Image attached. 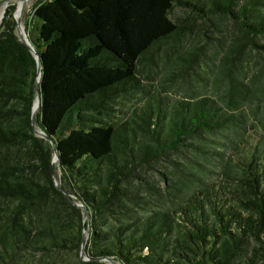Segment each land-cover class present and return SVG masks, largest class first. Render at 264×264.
<instances>
[{"label":"trees","instance_id":"trees-1","mask_svg":"<svg viewBox=\"0 0 264 264\" xmlns=\"http://www.w3.org/2000/svg\"><path fill=\"white\" fill-rule=\"evenodd\" d=\"M25 33L38 81L2 20L0 264H264V0H44Z\"/></svg>","mask_w":264,"mask_h":264},{"label":"rangeland","instance_id":"rangeland-1","mask_svg":"<svg viewBox=\"0 0 264 264\" xmlns=\"http://www.w3.org/2000/svg\"><path fill=\"white\" fill-rule=\"evenodd\" d=\"M40 1H44V0H26L24 2V8H23L22 13L20 15V19H21L20 24H21V27L23 28V29H21L23 31V33H25V28L30 27L32 13L34 11L35 6ZM22 4H23V2L21 0H0V25H1L2 20L4 18H6V16L8 14L12 15L13 19H14V16L20 10ZM1 18H2V20H1ZM191 36H192V34H191ZM145 66L142 67V71H144V72H146V74H148V77H149L148 82L149 83L151 82L150 83L151 87L155 88L157 86V83L161 79L162 70L160 67V62H158V64L155 65L154 61H153L149 65H147V63H146ZM189 71H191V70H189ZM191 77L193 78V76H191ZM142 81L146 82L145 79H142ZM36 111H35V113H36ZM35 131L40 132L37 128L35 129ZM57 174H58V172H57ZM80 256L82 257V260H86V258L83 257V254ZM17 259H19V257L16 258V260ZM13 264H15V263H13ZM17 264H34V263H33V259H29V258L25 259L24 258V259H19L17 261ZM52 264H74V261H73L72 257L70 259L69 256L62 255V256H58V257L54 258Z\"/></svg>","mask_w":264,"mask_h":264},{"label":"water","instance_id":"water-1","mask_svg":"<svg viewBox=\"0 0 264 264\" xmlns=\"http://www.w3.org/2000/svg\"><path fill=\"white\" fill-rule=\"evenodd\" d=\"M23 2L20 10L17 12V14L14 16V19H15V23H16V34H17V37L19 39V41L21 43H23L29 50L30 54L32 55L33 59L35 60V63H36V73H37V81L40 77V70H41V66H40V60H39V57H38V54L35 52L34 48L32 47V45L30 44L27 36H25L26 34L22 32L21 30V24H20V15L22 13V10L24 8V2L26 0H21ZM2 20V18H1ZM36 81V82H37ZM35 101L33 103V108H32V114L34 115L35 111L38 109L39 107V104H40V95H39V90H38V86H36L35 88ZM36 135L39 136L40 138H42L43 140L49 142V144L52 146V150H53V157H52V162H51V166H52V170H53V183H54V186L55 188L62 194L64 195L66 198H68L69 200H72V197L70 195H68L62 188H61V185L59 183V181L57 180V178L55 177V174H54V171L56 169V167L59 165V157H58V154H57V150L55 148V145L49 140V138L42 132H38V131H35ZM73 205L76 206L77 208H80V209H83V206L79 203H76L74 201H72ZM85 219L87 220L88 219V214L87 212L85 211ZM86 240H87V230L84 231L83 235H82V240H81V252H80V255L83 254V248H84V245L86 243ZM108 264H118L117 262H114V261H111V260H108Z\"/></svg>","mask_w":264,"mask_h":264},{"label":"bare ground","instance_id":"bare-ground-1","mask_svg":"<svg viewBox=\"0 0 264 264\" xmlns=\"http://www.w3.org/2000/svg\"><path fill=\"white\" fill-rule=\"evenodd\" d=\"M21 29H23L22 27H21ZM23 32V31H22ZM24 34V33H23ZM26 36V35H25Z\"/></svg>","mask_w":264,"mask_h":264}]
</instances>
